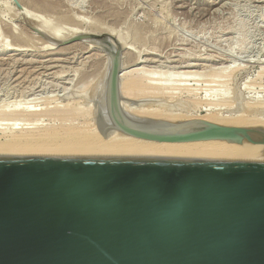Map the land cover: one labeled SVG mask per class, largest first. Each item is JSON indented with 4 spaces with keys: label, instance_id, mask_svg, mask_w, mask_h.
<instances>
[{
    "label": "water",
    "instance_id": "obj_1",
    "mask_svg": "<svg viewBox=\"0 0 264 264\" xmlns=\"http://www.w3.org/2000/svg\"><path fill=\"white\" fill-rule=\"evenodd\" d=\"M25 19V18H24ZM107 66L86 91L106 139L219 140L236 156L94 150L0 151V264H264V126L163 121L127 112L121 46L79 33Z\"/></svg>",
    "mask_w": 264,
    "mask_h": 264
},
{
    "label": "rangeland",
    "instance_id": "obj_2",
    "mask_svg": "<svg viewBox=\"0 0 264 264\" xmlns=\"http://www.w3.org/2000/svg\"><path fill=\"white\" fill-rule=\"evenodd\" d=\"M212 1L213 0H191V1L190 0H0V100H1L0 106H2V104L4 105L5 102L8 103L7 100L11 101L14 98H23L22 96L26 91L27 92L25 93V95L26 94L29 95L30 93H32V95L30 94V96H33V95L38 96V97L40 96L39 97L40 99L38 98L40 101L39 100H36V101H38L40 104L43 103L44 106L47 105L48 103H50L49 106L65 105L68 103L67 102L68 100L70 103L72 102L74 103L76 101L81 102L84 100L86 96V93H84V91H87L88 87L91 84L93 85L94 82H96L99 79V77L102 75L105 69L104 67H101V62L103 63L104 54H105V51L103 49L97 46L96 48H93V49L92 48L86 49L81 44H77V46L76 45L68 46V48L66 47L67 46L66 44H70L78 40H72L62 45L53 44V46L56 47L54 49L55 50L57 49L56 52L53 49V50H49L50 53H48L49 52L48 49L42 48L43 47L42 41L43 40H46L47 42L49 41L45 39L43 36H41L33 28L28 26L25 23V19H26L29 24H31L32 26H34L40 31L43 30L44 34L56 40H59V36L57 34L58 32H56L57 30L60 31L59 33L65 34V33L74 31L75 28L79 26L81 28L90 27L93 29L96 28V29H100L103 31H105V29L106 31L111 30L114 33H116V35H118L117 33H119L120 36L123 35V37H126L127 41H131L129 42L130 44L128 43L129 45H132L130 46L131 48L134 45V48H132L133 51H135V52L132 51L134 54L140 55V56L142 55L143 59H145L146 56H147L146 58H148V56L150 58H153L152 60L154 62L151 60L152 63L150 62V63H145V64L147 65L152 64V66H154L157 63H159V65L154 66L156 67V69H158L159 67L160 68L159 71L174 70L175 68H173V66H175L174 64H177V62H174V60L178 59L179 57L185 58V56L187 55L186 52H188L189 50L190 51L188 52V55L190 54L189 55L190 57L191 55L193 56L192 57L193 60H190V61L197 62V63L199 62L198 63L200 65L199 68L200 67L202 68L203 65L206 68H207V65L208 67H210L211 65L212 68L215 67V65L217 66L218 65L221 66L222 64L227 65L229 67L222 65L224 68L226 67L225 71L224 69L223 71L221 70L222 72H220L219 69L221 67L219 66H218L219 68L216 66L214 70L212 69L213 71L211 70V68L210 69L207 68L208 70L207 71L203 67L204 70H206L207 75H209L208 73L211 74V72L214 74V75L212 74V76L209 75L212 77V79L213 78L214 79L213 80L211 79L210 81L209 76H206V75L202 76L204 77L203 81L206 82L205 84L203 83L202 87H205L203 88L205 91L209 89L208 92L210 93L206 94V92L201 88V90H199L200 93L198 94V96L204 95V92H205L206 95H204L205 97L204 96L203 97L206 98L207 100L203 99L204 101L203 103H206V102L217 103L218 102V105L216 106L217 109L215 111L219 112L222 115H225V116L230 115V114L231 115H238V114H241V115L249 114L250 115V113L253 112L252 113L253 115L255 114V116H258L259 118L261 116L262 120L264 121V107L254 108V103L256 101H264V64L261 63V62H264L263 61L264 60V0H214V2ZM198 7L200 10L198 9ZM183 40L185 42H183ZM10 42H12V44ZM21 43L22 44L24 43V44L22 45ZM5 44L9 46L12 45L15 47L23 48L24 51H21L22 53L20 51H16L15 53L14 51L5 52L2 49L5 47ZM182 45H184V47H182ZM63 48L65 50L67 49V52ZM80 48L81 49L85 48V50L84 49L81 50ZM135 48L136 50H134ZM185 48L186 50L188 49V51H186ZM72 49H73V53H72L73 55L69 54L72 52ZM195 49L197 50L198 54L196 53ZM198 49H200L201 53L198 52L199 51ZM150 50H152L153 52H151ZM158 50H159V53H158ZM203 50L205 51L203 52ZM98 51L101 54L103 52L104 53L102 54L103 56H101L100 53H98ZM170 51H172L174 54H172ZM206 51L207 53H205ZM42 52L43 53L46 52L47 54L45 53L46 55H44L42 54ZM210 52L211 54L213 52L214 54L215 53L217 55L219 54L218 55L219 58L216 54L215 55L213 54L214 56L211 55ZM163 53L167 56V58ZM169 53L172 55H170ZM47 55L49 57L52 55L51 57H53L52 59L54 61H51L49 63L50 64L54 63L55 68L56 67L57 68L56 69L52 68L50 71L47 70V72L45 71V73L42 70L38 71V68H39L38 66L42 64L43 61L46 60V58L47 59L49 58ZM182 55H184V57ZM188 55L186 57H189ZM56 56L58 57L60 56V57L58 58ZM89 56H92V57L94 56V58L97 56L96 57L97 59H94L92 57L91 59L89 58ZM84 57L87 58V60ZM41 58L43 59L41 60ZM70 58H72L73 61H71L72 59ZM158 58L159 60L161 59L162 60L159 61L157 60ZM195 58H199L201 62L199 60L195 61L194 60ZM60 59H63V60H60ZM15 60H17L16 63H13L15 62ZM22 60H25V61H22ZM78 60H79V63H78ZM95 60H96V63H98L99 70L95 68L96 67ZM226 60L227 61L230 60V61L227 62ZM80 61L81 62L83 61L82 64L83 65L86 64L85 65L86 67L80 64L81 63ZM89 61L91 62V64L89 63ZM231 61H232V64H235L233 63L235 61L236 64L238 63L237 65H241V67H238L236 64L235 66L237 67L229 64L231 63ZM55 62L58 64V66ZM165 62L166 64H164ZM204 62L205 63L208 62L209 64L205 65ZM45 64L46 63H44V65ZM92 64H95V66ZM12 65H15V66H12ZM67 65H69V67H66ZM90 65L93 67L91 68ZM33 66L36 69H33L34 68ZM60 66H62L64 69L59 70V69H62ZM70 66H73V68L70 69L71 68ZM81 66L85 67V69L82 68ZM22 67L23 68L25 67V69H23ZM77 67L78 69H76ZM163 67L164 68L167 67V69H164ZM231 67L232 68L234 67L233 68L234 70L233 69L231 70L230 69ZM27 68H29L30 70L29 69L27 70ZM201 68L198 70H202ZM217 68L219 71L218 70L215 71V69ZM53 69H55L56 75ZM73 69H76L75 74H74V71H72ZM79 69L80 71L82 69L84 70L80 72ZM76 71L79 72L80 74L77 73ZM94 72L96 73V75L93 76V74H95ZM218 72L220 73L218 74ZM23 73H24V76L21 75ZM84 73L85 75L86 73L87 75L88 73L89 74L93 73V74L92 76L88 75L89 76L88 77L87 75L85 76ZM206 73L204 71L202 74H206ZM58 74L59 75L61 74V75L58 76ZM35 75L41 76V78L35 77ZM46 75H49V76L46 77ZM78 75L81 76V79H80V76ZM228 75L230 76V78ZM223 76L226 78H222V79L219 78ZM29 77L30 78L32 77V79H30ZM84 77L89 78V79L85 78L88 81L85 80ZM218 78L220 80H218ZM51 79L54 82H51L52 81ZM78 79L82 81L85 80L82 82L86 84L85 87L81 85V81ZM69 80L71 81V83L69 82ZM30 81H31V84H30ZM91 81L92 83H90V85H87L88 82H91ZM218 81L220 84L218 83L217 85V83L216 84L214 83ZM41 82H44V83H41ZM56 82L59 84V86ZM78 82L80 83L78 84ZM207 82L214 83V84L211 83L212 85L211 84L210 85L208 84V85L210 87L215 86L214 88H215V91H217V93L212 94L211 89L212 91H214V88L212 87L208 89L206 88L208 87ZM221 82L224 84H222ZM73 83H76L77 85L74 84L75 85L74 86ZM25 84H27L28 87H26L27 85ZM33 84H35V86H33ZM62 84H64L65 86ZM30 85H31V88H30ZM61 85L62 87L64 86L65 89L64 87L63 88L60 87ZM68 85L69 86L72 85L71 86L73 87L72 90L75 88L73 90L75 93L71 90V88ZM76 86L78 87V89H82L78 91H80L82 94L84 93L85 96L84 95L81 96V93L77 92ZM80 86L82 88H80ZM44 88L47 90H45ZM83 88H84V91H83ZM62 90L63 91L65 90L66 92H63ZM28 91H31V92L29 93ZM69 91L73 94L70 95ZM9 92H12V93H9ZM52 92L56 96L52 95L53 94ZM219 92L221 94L224 93V95L227 96L221 102H219V98L221 95ZM50 93H51V96H50ZM41 96L43 98H41ZM73 96L76 98V100L74 99ZM65 97H67V99ZM211 97H213V101H216V102H213ZM77 98L80 100H77ZM56 100H58L60 104ZM212 106L215 107L214 104ZM249 106H253V108L250 110ZM246 107H247V110H245ZM200 114H204V113L202 112ZM252 114L250 116H252ZM44 122H46V120ZM47 122L49 121L47 120Z\"/></svg>",
    "mask_w": 264,
    "mask_h": 264
},
{
    "label": "bare ground",
    "instance_id": "obj_3",
    "mask_svg": "<svg viewBox=\"0 0 264 264\" xmlns=\"http://www.w3.org/2000/svg\"><path fill=\"white\" fill-rule=\"evenodd\" d=\"M191 1V0H190ZM214 2V0L212 1ZM222 3V2H221ZM218 5V4H217ZM187 8V7H186ZM218 8V7H217ZM189 9V8H188ZM199 9V7H198ZM195 10V9H194ZM200 10V9H199ZM216 10V9H215ZM220 10V8H219ZM196 11V10H195ZM214 11V10H213ZM217 11V10H216ZM188 12V11H187ZM210 13V12H209ZM199 14V13H198ZM193 15V14H192ZM40 29V28H39ZM43 31V30H41ZM58 32V36H59V40H64L67 39L75 34H79V33H89V34H108L111 35L113 37L116 38L117 36V40L120 43L121 46V68H120V73H119V80H120V93L121 95L126 98V99H131V100H152V99H163V101H149V102H143L140 103L137 107H130L127 105V103L124 100H121V104L123 106V108L134 115H139V116H143V117H148V118H152V119H157V120H163V121H169V122H175V121H182V120H190V119H199V120H203V121H207V122H211V123H216V124H221V125H225V126H240V127H247V126H264V121L262 120V117L260 116V118L258 116H255V114L253 115L252 113H250V115L252 114V116H250L249 114H245V115H222L219 112L215 111L217 108L216 106L218 105L217 103H203V99L207 100L206 98H204L206 94L210 93L208 92V88H211L209 85L212 83L207 82V86L206 87L207 91H205L202 87L203 83L205 84L206 82L203 81L202 76H212V72L211 74L208 73L209 75H207L206 70L207 68L211 70L214 68H216L217 65H215V67H208L207 68L204 67V65L202 66V70L203 72L205 71L206 74H202V70H198L199 68V62H191L190 60L192 59V55L191 57L188 55V49L185 50L188 51L186 52L187 55L189 57L185 58H178L176 60H174V62H177V64H174L175 66H173V68H175L172 71H159V67L158 69H156V65H159V63H157L156 65L152 66L151 65H147L145 63H152V59L148 56V58L145 57V59H143L142 55H136L133 52L134 45L131 48L129 45L131 41H127L126 37L120 36L119 33H117L118 35H116V33H114L111 30H107L105 29V31L100 30V29H93V28H81L76 27L74 31L69 32V33H65V34H61L59 33L60 31H56ZM44 33V31H43ZM41 39V38H40ZM39 39V40H40ZM17 40V39H16ZM175 41V40H174ZM17 42V41H16ZM43 42V43H42ZM41 43L43 45L42 48H46L49 50H53L54 48H56L55 46H53V44L51 42H47L46 40H43ZM183 42H185L183 40ZM182 42V43H183ZM187 42V40H186ZM12 44V42H10ZM129 43V44H128ZM181 43V44H182ZM193 43V42H192ZM9 44V43H8ZM18 44V43H17ZM22 44V43H21ZM24 44V43H23ZM22 44V45H23ZM26 44V43H25ZM38 44V43H37ZM77 44H81L83 45V47L87 48H96L95 45L89 44L86 41L83 40H78L76 42H72L70 44H66L67 48L68 46H73ZM132 44V43H131ZM196 44V43H195ZM10 45V44H9ZM7 44H5V47L2 48L3 51L5 52H11L14 51V53L16 51H24L23 48L20 47H15V46H9ZM14 45V44H13ZM39 45V44H38ZM52 45V46H51ZM146 45V44H145ZM173 45V44H172ZM18 46V45H17ZM29 46V45H28ZM34 46V45H32ZM45 46V47H44ZM80 46V45H79ZM148 46V45H147ZM157 46V45H156ZM198 46V44H197ZM22 47V46H21ZM38 47V46H37ZM144 47V46H143ZM154 47V46H153ZM152 47V48H153ZM182 47H184V45H182ZM26 48V47H24ZM58 48V47H57ZM61 48V47H60ZM73 48V47H72ZM79 48V47H78ZM85 48H83L85 50ZM149 48V47H148ZM157 48V47H156ZM155 48V49H156ZM163 48V47H162ZM165 48V47H164ZM177 48V47H176ZM179 48V47H178ZM181 48V47H180ZM195 48V47H194ZM32 49V48H31ZM64 49V48H63ZM70 49V47H69ZM68 49V50H69ZM81 49V48H80ZM79 49V50H80ZM81 49V50H83ZM98 49V48H97ZM151 49V47H150ZM174 49V48H173ZM190 49V48H189ZM204 49V48H203ZM29 50V49H28ZM57 50V49H56ZM56 50L54 49V51L56 52ZM65 50V49H64ZM77 50V49H76ZM100 50V49H99ZM136 50V48L134 49ZM139 50V49H138ZM154 50V49H153ZM157 50V49H156ZM155 50V52H156ZM161 50V49H159ZM158 50V53H159ZM179 50V49H178ZM184 50V51H185ZM192 50V49H191ZM194 50V49H193ZM196 50V49H195ZM199 53L200 49H198ZM217 50V49H216ZM59 51V50H58ZM67 52V49L65 50ZM95 51V50H94ZM133 51V52H132ZM143 51V50H142ZM151 52H153L152 50H150ZM164 51V50H163ZM205 50H203L204 52ZM47 52V51H46ZM45 52V53H46ZM62 52V51H61ZM81 52V51H80ZM91 52V51H90ZM97 52V51H96ZM139 52V51H138ZM172 54H174L172 51H170ZM212 52V51H211ZM210 52V54H211ZM216 52V51H215ZM22 53V52H21ZM39 53V52H38ZM45 53L42 52V54L46 55ZM50 53V51L48 52ZM58 53V52H57ZM73 53V49L72 52L69 54ZM76 53V52H74ZM85 53V52H84ZM89 53V52H88ZM98 53H100L98 51ZM168 53V52H167ZM179 53V52H178ZM177 53V54H178ZM182 53V52H181ZM185 53V52H184ZM197 53V50H196ZM207 53V51L205 52ZM33 54V53H32ZM41 54V53H40ZM102 54H104L102 52ZM101 53L100 55L103 56ZM143 54V53H142ZM164 54V53H163ZM170 54V53H169ZM170 54V55H172ZM180 54V53H179ZM183 54V53H182ZM193 54V53H192ZM198 54V53H197ZM195 54V55H197ZM214 52L211 54L213 55ZM216 54V53H215ZM214 54V55H215ZM227 54V53H226ZM73 55V54H72ZM75 55V54H74ZM83 55V54H82ZM88 55V54H87ZM96 55V54H95ZM94 55V56H95ZM98 55V54H97ZM145 55V54H144ZM165 55V54H164ZM185 55V54H184ZM184 55H182L184 57ZM200 55V54H199ZM203 55V54H202ZM205 55V54H204ZM208 55V54H207ZM213 55V56H214ZM217 55V54H216ZM219 55V54H218ZM217 55V56H218ZM230 55V54H229ZM12 56V55H11ZM23 56V55H22ZM48 56V55H47ZM52 56V55H51ZM50 56V57H51ZM63 56V55H62ZM68 56V55H67ZM78 56V55H77ZM81 56V55H80ZM84 56V55H83ZM94 56H89V58H94ZM166 56V55H165ZM206 56V55H205ZM6 57V56H5ZM44 57V56H43ZM49 57V56H48ZM46 58V60L43 61L42 64H40L37 68L38 71L42 70L47 72V70H51L52 68H55L54 63L50 64L49 62L54 61L51 58ZM55 57V55H54ZM58 57V56H56ZM60 57V56H59ZM58 57V58H59ZM87 57V56H86ZM97 57V56H96ZM94 59H97V58ZM157 57V56H156ZM171 57V56H170ZM177 57V56H176ZM196 57V56H195ZM198 57V56H197ZM202 57V56H201ZM204 57V56H203ZM209 57V56H208ZM212 57V56H211ZM210 57V58H211ZM34 58V57H33ZM62 58V57H61ZM85 58V57H84ZM83 58V59H84ZM88 58V59H89ZM91 58V59H92ZM160 58V57H159ZM159 58L157 60H159ZM167 58V56H166ZM215 58V57H214ZM212 58V59H214ZM219 58V56H218ZM225 58V57H223ZM3 59V58H2ZM8 59V58H7ZM20 59V58H19ZM43 58H41L42 60ZM45 59V58H44ZM72 59V58H70ZM87 60V58H85ZM84 59V60H85ZM100 59V58H99ZM175 59V58H174ZM208 59V58H207ZM227 59V58H226ZM229 59V58H228ZM12 60V59H11ZM26 60V59H25ZM22 60V61H25ZM32 60V59H31ZM36 60V59H35ZM34 60V62H35ZM39 60V59H38ZM63 60V59H60ZM68 60V59H67ZM85 60V61H86ZM152 60V61H151ZM162 60V59H161ZM159 60V61H161ZM195 61L199 60V58H195ZM225 60V59H224ZM17 60H15L16 63ZM21 61V62H22ZM58 61V59H57ZM70 61V60H69ZM73 61V59L71 60ZM92 61V60H91ZM98 61V60H97ZM200 61V60H199ZM203 61V60H202ZM210 61V60H209ZM216 61V59H215ZM227 61V60H226ZM230 61V60H228ZM227 61V62H228ZM264 61V60H263ZM29 62V61H28ZM33 62V63H34ZM68 62V61H67ZM81 62V61H80ZM94 62V61H93ZM154 62V61H153ZM201 62V61H200ZM25 63V62H24ZM30 63V62H29ZM37 63V62H36ZM41 63V62H40ZM44 63H46L44 65ZM56 63V62H55ZM59 63V61H58ZM79 63V60H78ZM83 61L80 63L82 64ZM86 63V62H84ZM89 63L91 64V62L89 61ZM96 63V60H95ZM203 63V62H202ZM205 63V62H204ZM222 63V61H221ZM226 63V62H225ZM224 63V64H225ZM233 63L236 64V62L234 61ZM247 63V62H246ZM264 64V62H261ZM10 64V63H9ZM26 64V63H25ZM35 64V63H34ZM57 64V63H56ZM67 64V63H66ZM166 64V62L164 63ZM163 64V65H164ZM172 64V63H171ZM209 64L208 62L205 63ZM216 64V63H215ZM219 64V63H218ZM231 65V63H229ZM238 64V63H237ZM236 64V65H237ZM261 64V65H263ZM17 65V64H16ZM23 65V64H22ZM27 65V64H26ZM24 65V66H26ZM33 65V64H32ZM61 65V64H59ZM64 65V64H63ZM83 65V64H82ZM86 65V64H85ZM83 65V66H85ZM95 66V64H92ZM162 65V64H161ZM169 65V64H168ZM167 65V66H168ZM223 65V64H222ZM219 66L221 67L219 70L220 72L225 71V68L223 66H227V65H223V66ZM230 65V66H231ZM15 66V65H12ZM58 66V64H57ZM89 66V65H88ZM91 66V65H90ZM107 66V54L105 52L104 54V60L103 63L101 62V67L106 68ZM165 66V65H164ZM214 66V65H212ZM217 66V67H218ZM238 67H241V65H237ZM235 66V67H237ZM245 66V65H244ZM252 66V65H251ZM6 67V66H5ZM30 67V66H29ZM34 67V66H33ZM31 67V68H33ZM62 69L59 70H63L64 68L62 66H60ZM66 67H69V65H67ZM72 69L73 66H70ZM82 67V66H81ZM86 67V66H85ZM85 67H82L85 69ZM93 66H91L92 68ZM98 63H96V67L98 70ZM206 70H204V68ZM218 67V68H219ZM229 67V66H227ZM263 67V66H262ZM23 68V67H22ZM57 68V67H56ZM55 68V69H56ZM80 68V67H79ZM90 68V69H91ZM164 68V67H163ZM215 69L216 70H218ZM234 68V67H233ZM232 67L230 68L231 70L233 69ZM25 69V67L23 68ZM29 68H27L28 70ZM33 69H36L35 67ZM55 69L54 72H55ZM66 69V68H65ZM78 69V67L76 68ZM73 69L72 71H74L75 74V70ZM82 69V70H84ZM87 69V68H86ZM164 69H167L164 68ZM237 69V68H236ZM21 70V69H19ZM26 70V72H27ZM30 70V69H29ZM58 70V72H59ZM67 70V69H66ZM65 70V71H66ZM81 70V71H82ZM92 70V69H91ZM90 70V72H91ZM94 70V69H93ZM96 70V71H98ZM105 70V69H104ZM212 70V71H213ZM218 70V71H219ZM222 70V71H221ZM228 70V68H227ZM230 70V71H231ZM234 70V69H233ZM238 70V69H237ZM241 70V69H240ZM13 71V70H12ZM11 71V72H12ZM33 71V70H32ZM78 71V70H77ZM76 71V72H77ZM80 71V69H79ZM80 71V72H81ZM87 71V70H85ZM208 71V70H207ZM229 71V72H230ZM23 72V70H22ZM25 72V73H26ZM71 72V70H70ZM84 72V71H83ZM218 72V74L220 73ZM234 72V71H233ZM246 72V71H245ZM17 73V72H16ZM21 73V72H20ZM37 73V72H36ZM35 73V74H36ZM39 73V72H38ZM43 73V72H42ZM41 73V74H42ZM53 73V72H52ZM51 73V74H52ZM61 73V71H60ZM73 73V72H72ZM79 73V72H77ZM95 73V72H94ZM235 73V72H234ZM19 74V73H18ZM29 74V73H28ZM31 74V73H30ZM48 74V73H47ZM80 74V73H79ZM93 74V73H92ZM92 74L88 75L92 76ZM216 74V73H215ZM217 74V75H218ZM226 74V72H225ZM229 74V73H228ZM232 74V73H231ZM230 74V75H231ZM240 74V73H239ZM22 76H24V73L21 74ZM26 75V74H25ZM37 75V74H36ZM35 77H40L41 76H36ZM54 75V74H53ZM56 75V72H55ZM61 75V74H60ZM58 74V76H60ZM64 75V74H63ZM69 75V74H68ZM72 75V74H71ZM85 75V73H84ZM87 75V73H86ZM85 75V76H86ZM87 75V76H88ZM96 75L93 74V76ZM214 75V74H213ZM216 75V77H217ZM238 75V74H237ZM34 76V75H33ZM49 75H46V77H48ZM70 76V75H69ZM80 76V75H78ZM88 76V77H89ZM210 77V81L212 79V77ZM229 76V75H228ZM233 76V75H232ZM16 77V76H15ZM57 77V76H56ZM73 77V76H72ZM71 77V78H72ZM77 77V75H76ZM215 77V76H213ZM239 77V76H238ZM14 78V77H13ZM23 78V77H22ZM25 78V77H24ZM30 78V77H29ZM28 78V79H29ZM64 78V77H63ZM66 78V77H65ZM69 78V77H67ZM83 78V77H82ZM87 77H84V79ZM96 78V77H94ZM207 78V77H206ZM219 78H226V77H219ZM218 78V80H220ZM230 78V76H229ZM234 78V77H232ZM16 79V78H15ZM27 79V80H28ZM32 79V77L30 78ZM29 79V80H30ZM75 79V78H74ZM81 79V76H80ZM78 79V80H80ZM89 79V78H87ZM85 79V80H87ZM92 79V78H91ZM214 79V78H213ZM212 79V80H213ZM217 79V78H216ZM20 80V79H19ZM22 80V79H21ZM25 80V79H24ZM28 80V81H29ZM36 80V79H35ZM42 80V79H41ZM44 80V79H43ZM52 80V79H51ZM58 80V79H57ZM71 80V79H70ZM69 80V82L71 83V81ZM83 80V81H85ZM95 80V79H94ZM92 80V81H94ZM207 80V79H206ZM209 80V79H208ZM10 81V80H9ZM14 81V80H13ZM26 81V80H25ZM33 81V80H32ZM48 81V80H47ZM46 81V82H47ZM67 81V79H66ZM73 81V80H72ZM75 81V80H74ZM81 81V85L85 87V83H82L83 81ZM88 81V80H87ZM91 82H88L87 85H90ZM215 81V80H214ZM217 81V80H216ZM27 82V81H26ZM36 82V81H35ZM39 82V81H38ZM50 82V80H49ZM51 82H54L53 80ZM64 82V81H63ZM77 82V80H76ZM246 82V81H245ZM19 83V82H18ZM37 83V82H36ZM44 83V82H41ZM48 83V82H47ZM57 83V82H56ZM69 83V85H70ZM80 82H78L79 84ZM87 83V82H86ZM95 83V82H94ZM215 84L219 83L218 82H214ZM212 83V84H214ZM222 83V82H221ZM9 84V83H8ZM15 84V83H14ZM31 84V81H30ZM49 84V83H48ZM52 84V83H51ZM58 84V83H57ZM56 84V85H57ZM76 83H73V85ZM84 84V85H83ZM209 84V85H208ZM211 84V85H212ZM220 84V83H219ZM224 84V83H222ZM22 85V84H21ZM27 85V84H25ZM64 85V84H62ZM62 85L60 87H62ZM68 85V86H69ZM77 85V84H76ZM92 85V84H91ZM90 85V86H91ZM216 85V86H217ZM10 86V85H9ZM19 86V85H18ZM17 86V87H18ZM33 86H35V84H33ZM38 86V84H37ZM54 86V84H53ZM59 86V84H58ZM65 86V85H64ZM63 86V87H64ZM72 86V85H71ZM71 90L73 87H71ZM75 86V85H74ZM90 86L88 87V89L90 88ZM205 86V85H204ZM25 87V86H24ZM28 87V85L26 86ZM25 87V88H26ZM43 87V86H42ZM46 87V86H45ZM57 87V86H56ZM62 87V88H63ZM67 87V86H66ZM79 87V85H78ZM77 88V92H80L78 90H82V89H78ZM215 86H213L212 88H214ZM22 88V87H21ZM31 88V85H30ZM68 88V87H67ZM80 88H82L80 86ZM201 88L206 92H204V95L202 96H198V94L200 93L199 90H201ZM218 88V87H217ZM220 88V87H219ZM27 89V88H26ZM45 89V88H44ZM65 89V87H64ZM69 89V88H68ZM75 89V88H74ZM73 89V90H74ZM41 90V89H40ZM47 90V89H45ZM59 90V89H58ZM61 90V89H60ZM67 90V89H66ZM70 90V89H69ZM72 90V91H73ZM19 91V90H18ZM22 91V90H21ZM33 91V90H32ZM51 91V90H50ZM63 91V90H62ZM76 91V90H75ZM84 91V88H83ZM225 91V90H224ZM2 92V91H1ZM25 92V91H24ZM27 92V91H26ZM25 92V93H26ZM29 93L31 91H28ZM44 92V91H43ZM56 92V91H55ZM63 92H66L65 90ZM62 92V93H63ZM70 92V91H69ZM74 92V91H73ZM213 93H217V91H212ZM222 92V91H221ZM226 92V91H225ZM12 93V92H9ZM8 93V94H9ZM18 93V92H17ZM25 93L23 94V98H14L13 100L8 101V103H4V105L2 104V106H0V151H36V150H94V151H132V152H150V153H172V154H191V155H212V156H236V155H243L246 153H249L253 150H255L258 145H253V144H237V143H233V142H228V141H219V140H210V139H203V140H192V141H179V142H168V141H157V142H151V141H145L143 139L140 138H136V137H120V138H115V136L118 134L117 129H114L112 131V133L106 138L104 139L101 135V133L99 132V130L97 129L96 123H95V118H94V114H93V102L87 97V95L85 96L84 93H86V91H84V93L82 94L81 92V96L84 95V100L83 101H76V102H72L70 103L69 100L67 101L68 103L65 105H53V106H49L50 103H48L47 101V105H43L40 104L38 101L40 96H30V94L32 95V93H28L29 95H25ZM36 93V92H35ZM34 93V94H35ZM38 93V92H37ZM53 93V92H52ZM61 93V94H62ZM75 93V92H74ZM79 93V94H80ZM220 93V92H219ZM58 94V93H56ZM59 94V95H61ZM67 94V93H66ZM73 94L70 92V95ZM221 94V93H220ZM41 95V94H39ZM45 95V94H44ZM54 95V93L52 94ZM58 95V96H59ZM65 95V94H64ZM69 95V94H68ZM69 95V96H70ZM201 95V94H200ZM211 95V94H210ZM209 95V96H210ZM216 95V94H215ZM213 95V96H215ZM6 96V95H5ZM48 96V95H47ZM51 96V93H50ZM56 96V95H54ZM76 96V95H74ZM73 96V97H74ZM78 96V95H77ZM80 96V97H81ZM204 96V97H203ZM49 97V96H48ZM63 97V96H62ZM227 96L223 94L220 95L219 98V102H221L224 98H226ZM10 98V97H9ZM39 98V99H38ZM41 98H43L41 96ZM67 99V97H65ZM69 98V97H68ZM72 98V97H71ZM70 98V99H71ZM79 98V97H78ZM77 100H80L78 99ZM81 98V99H82ZM212 101H213V97ZM8 99V98H7ZM47 99V98H46ZM45 99V100H46ZM50 99V98H49ZM57 99V98H55ZM59 99V98H58ZM73 99V98H72ZM74 99L76 100V98L74 97ZM53 100V99H52ZM73 100V101H75ZM1 101V100H0ZM3 101V100H2ZM40 101V100H39ZM58 101V100H56ZM71 101V100H70ZM50 102V101H49ZM55 102V101H54ZM64 102V101H62ZM61 102V104H62ZM216 102V101H213ZM53 103V102H52ZM56 103V102H55ZM59 103V101H58ZM256 103V105H255ZM254 103V108H261L264 107V101H256ZM60 104V103H59ZM73 104V105H72ZM214 104L215 107H213L212 105ZM1 105V104H0ZM52 105V104H51ZM245 106V105H244ZM248 107V106H247ZM247 107L245 110H247ZM250 110L253 108V106H249ZM243 110V109H242ZM257 110V109H256ZM263 110V109H262ZM244 111V110H243ZM242 111V112H243ZM258 111V110H257ZM256 111V112H257ZM204 113V114H200V113ZM240 112V113H242ZM248 112V111H247ZM244 114V113H243ZM46 120V122H44ZM47 120L49 122H47Z\"/></svg>",
    "mask_w": 264,
    "mask_h": 264
}]
</instances>
